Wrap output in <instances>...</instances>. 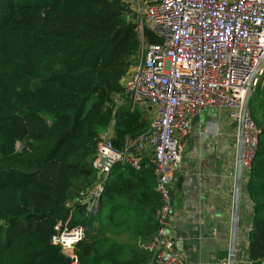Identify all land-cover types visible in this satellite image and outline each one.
<instances>
[{"label": "trees", "instance_id": "obj_1", "mask_svg": "<svg viewBox=\"0 0 264 264\" xmlns=\"http://www.w3.org/2000/svg\"><path fill=\"white\" fill-rule=\"evenodd\" d=\"M127 11L122 0H0V264H70L51 241L66 221L84 227L76 264L149 263L160 205L149 158L114 163L93 212L64 206L98 180L91 159L112 116L117 149L149 129L147 109L108 107L141 44ZM249 96L260 134L247 254L264 264V96L258 86Z\"/></svg>", "mask_w": 264, "mask_h": 264}, {"label": "built area", "instance_id": "obj_2", "mask_svg": "<svg viewBox=\"0 0 264 264\" xmlns=\"http://www.w3.org/2000/svg\"><path fill=\"white\" fill-rule=\"evenodd\" d=\"M122 1L141 44L135 62L120 80L121 90L112 93L108 107L112 114L121 106L130 111L147 109L149 129L117 149L112 142V116L98 135L91 159L98 180L64 206L85 205L86 214L93 212L112 165L121 162L138 169L141 159L147 157L153 163L160 200L157 230L148 245L151 254L158 248L148 264H187L170 233L175 214L171 200L175 169L192 119L205 110H225L236 130L239 166L249 170L260 128L247 100L264 79V0ZM144 28L158 41L146 42ZM54 229L52 243L76 258L73 247L83 238L84 227L68 228L66 221ZM81 229L82 238L77 240Z\"/></svg>", "mask_w": 264, "mask_h": 264}, {"label": "crops", "instance_id": "obj_3", "mask_svg": "<svg viewBox=\"0 0 264 264\" xmlns=\"http://www.w3.org/2000/svg\"><path fill=\"white\" fill-rule=\"evenodd\" d=\"M238 159L236 130L225 110L192 119L171 187L170 233L187 264H229L232 242L233 264H252L248 171Z\"/></svg>", "mask_w": 264, "mask_h": 264}, {"label": "water", "instance_id": "obj_4", "mask_svg": "<svg viewBox=\"0 0 264 264\" xmlns=\"http://www.w3.org/2000/svg\"><path fill=\"white\" fill-rule=\"evenodd\" d=\"M239 160V159H238ZM157 246H156V248L153 250V253L151 254V256H150V260H152L153 259V256H154V254L156 253V251H157ZM233 249H234V242H232V249H231V252L229 253V264H233L234 263V253H233Z\"/></svg>", "mask_w": 264, "mask_h": 264}, {"label": "rangeland", "instance_id": "obj_5", "mask_svg": "<svg viewBox=\"0 0 264 264\" xmlns=\"http://www.w3.org/2000/svg\"><path fill=\"white\" fill-rule=\"evenodd\" d=\"M258 90H260V91H262L263 92V96H264V79L262 80V82L260 83V85L258 86ZM254 90H252L251 91V93L250 94H252V92H253ZM252 96V95H251ZM251 96H249V97H251ZM253 97V96H252ZM250 100V99H249ZM148 111V110H147ZM210 111H212V110H205V111H203L201 114H206V113H210ZM149 112V111H148ZM149 115H150V112H149Z\"/></svg>", "mask_w": 264, "mask_h": 264}, {"label": "clouds", "instance_id": "obj_6", "mask_svg": "<svg viewBox=\"0 0 264 264\" xmlns=\"http://www.w3.org/2000/svg\"><path fill=\"white\" fill-rule=\"evenodd\" d=\"M115 158H119V157H115ZM82 232H83V230L81 229V234H78L77 236H76V239L78 240V239H81L82 238ZM72 243H73V241H72ZM70 258L73 260V262H74V264H75V257L74 256H70Z\"/></svg>", "mask_w": 264, "mask_h": 264}, {"label": "snow or ice", "instance_id": "obj_7", "mask_svg": "<svg viewBox=\"0 0 264 264\" xmlns=\"http://www.w3.org/2000/svg\"><path fill=\"white\" fill-rule=\"evenodd\" d=\"M67 243H68L69 245H71V244H72V241H71V240H69V241H67Z\"/></svg>", "mask_w": 264, "mask_h": 264}]
</instances>
